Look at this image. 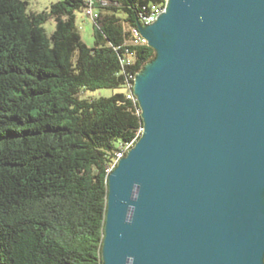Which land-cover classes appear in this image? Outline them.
Returning <instances> with one entry per match:
<instances>
[{
    "label": "water",
    "instance_id": "obj_1",
    "mask_svg": "<svg viewBox=\"0 0 264 264\" xmlns=\"http://www.w3.org/2000/svg\"><path fill=\"white\" fill-rule=\"evenodd\" d=\"M145 132L108 178L104 264H264V0L139 25Z\"/></svg>",
    "mask_w": 264,
    "mask_h": 264
},
{
    "label": "trees",
    "instance_id": "obj_2",
    "mask_svg": "<svg viewBox=\"0 0 264 264\" xmlns=\"http://www.w3.org/2000/svg\"><path fill=\"white\" fill-rule=\"evenodd\" d=\"M28 2L0 0V264H104L108 167L144 131L128 77L156 58L128 45L131 29L167 0H95L92 46L77 24L85 0L42 13Z\"/></svg>",
    "mask_w": 264,
    "mask_h": 264
},
{
    "label": "built area",
    "instance_id": "obj_3",
    "mask_svg": "<svg viewBox=\"0 0 264 264\" xmlns=\"http://www.w3.org/2000/svg\"><path fill=\"white\" fill-rule=\"evenodd\" d=\"M103 2H104V4H106L105 0H103ZM94 4H95V0H85L84 14L87 17H89V19L91 21H93L94 19H97V12H96V9L94 7ZM163 14L164 13H162V10H161L159 5L151 6L150 9L148 10V12L140 14L142 26L148 27V26L154 24L156 21H158V18L160 16H162ZM131 33H132L131 34L132 41L130 43H128V45H132V46H139V45H144V44L149 45L146 38L141 35L142 33H141L139 28L131 29ZM130 54H131L130 50L127 49L126 50V57L121 59V65L122 66L128 65L131 62ZM138 74H141V73H138ZM136 78H138L137 75L136 76L129 75L126 94H127V97L131 101L139 103V100L134 93L135 92ZM141 112H142V110H141ZM143 134H144V132L140 131V129H139L137 136H142ZM129 144L130 143H123L120 146V149H118V151L115 154L114 162L108 167L109 172H114V170L116 169L118 164H120L121 160L127 156L126 149H127V147H129Z\"/></svg>",
    "mask_w": 264,
    "mask_h": 264
},
{
    "label": "rangeland",
    "instance_id": "obj_4",
    "mask_svg": "<svg viewBox=\"0 0 264 264\" xmlns=\"http://www.w3.org/2000/svg\"><path fill=\"white\" fill-rule=\"evenodd\" d=\"M28 10L32 13H42L44 11L49 12L50 7L52 4L57 3L60 0H28ZM62 1V0H61ZM77 24L81 28V35L83 37V40L89 45L92 46L94 44V39L92 33H94L93 30V24L92 21L87 17L84 12L78 13L77 18ZM45 33L48 36H51V34L55 31L56 24L53 19H50L48 22L44 24ZM114 90H103L98 91L95 93L96 96H104L108 97L112 95Z\"/></svg>",
    "mask_w": 264,
    "mask_h": 264
},
{
    "label": "bare ground",
    "instance_id": "obj_5",
    "mask_svg": "<svg viewBox=\"0 0 264 264\" xmlns=\"http://www.w3.org/2000/svg\"><path fill=\"white\" fill-rule=\"evenodd\" d=\"M167 6V5H166ZM166 6H165V8L164 9H161L162 10V13H165V11H166ZM143 127H144V124H143ZM143 132H145V129H144V131ZM141 137V136H140ZM140 139V138H139ZM138 139V140H139ZM138 142V141H137ZM136 142V143H137ZM135 145L136 144H134V143H131V144H129V147H127V149H126V154H128L129 152H130V150H132L134 147H135ZM112 173V172H111ZM110 173V174H111Z\"/></svg>",
    "mask_w": 264,
    "mask_h": 264
}]
</instances>
